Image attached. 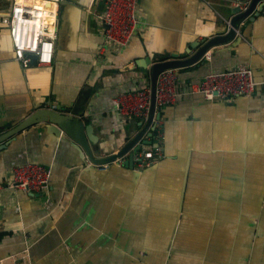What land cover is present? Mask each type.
<instances>
[{
	"label": "crops",
	"instance_id": "obj_1",
	"mask_svg": "<svg viewBox=\"0 0 264 264\" xmlns=\"http://www.w3.org/2000/svg\"><path fill=\"white\" fill-rule=\"evenodd\" d=\"M246 4L137 0L129 43L103 48L104 0H62L45 65L16 61L0 25V133L40 106H60L88 120L94 155L114 152L149 112L125 120L111 102L117 91L150 83V65L136 59L190 54L198 47L191 42L224 33L232 10ZM7 5L0 0V9ZM208 52L178 68L175 102L154 110L144 132L150 142L138 148L162 147L150 165L98 169L43 121L0 141V257L27 247L33 264H264V8ZM242 64L256 81L250 95L207 99L183 90L206 72ZM26 160L51 169L41 192L9 185L12 164Z\"/></svg>",
	"mask_w": 264,
	"mask_h": 264
},
{
	"label": "built area",
	"instance_id": "obj_2",
	"mask_svg": "<svg viewBox=\"0 0 264 264\" xmlns=\"http://www.w3.org/2000/svg\"><path fill=\"white\" fill-rule=\"evenodd\" d=\"M62 0H8V5L0 9V25H5L12 44L13 58L23 66H28L31 55L35 64L52 62L57 37V12ZM137 0H104L97 14L102 25L103 48H119L131 40L137 26ZM51 4V5H50ZM52 16L50 20H47ZM209 57L208 51L204 54ZM178 67L165 68L157 74L155 83V109L163 104L175 102L178 90L175 81ZM256 81L250 66L242 64L232 68L204 73L198 80L185 84L186 92L201 93L207 99H229L232 96L250 95ZM151 98L150 83L134 84L130 89L117 91L111 98L113 107L128 120L145 115ZM54 106V105H52ZM51 107V106H50ZM154 109V110H155ZM158 129V126H157ZM163 155L159 144L133 152L136 169L150 165ZM124 155L102 163H92L98 169H106L111 163H121ZM13 178L9 185L26 192H41L47 188L51 169L43 164L26 160L13 163ZM0 264H33L28 248L0 257Z\"/></svg>",
	"mask_w": 264,
	"mask_h": 264
},
{
	"label": "water",
	"instance_id": "obj_3",
	"mask_svg": "<svg viewBox=\"0 0 264 264\" xmlns=\"http://www.w3.org/2000/svg\"><path fill=\"white\" fill-rule=\"evenodd\" d=\"M247 2L246 6L240 10V7L234 8L232 10L233 15L230 17L228 22L226 23V31L220 34H214L208 37L202 43L196 41V43L191 42L190 47H198L190 54H187L183 57H180L178 53H171V57L166 59H156L154 61L151 60L148 56L138 57L136 59V63L139 66L147 67L150 65L149 69V78H150V89H151V98L149 104V112L146 118V121L142 127L139 129H134L129 139L117 150L107 155H94V153L90 149V145L88 143L86 132L91 127L89 125L88 120H83L80 117L79 112L74 109L65 110L64 107L56 106L55 108L40 106L34 111L28 113L21 121L15 124L13 127H10L3 132L0 133V141L4 140L6 137H9L13 133L21 130L25 126L32 124L36 121H43L48 123V129L53 133L63 132L68 137L76 141L81 149V152L84 153L91 163H102L105 161H109L113 159L116 155H126L124 164H133L132 154L139 147L140 144L150 142L144 136V132L146 128L150 125L151 120L153 119V113L155 109V83L157 74L165 68L169 67H182L192 64H200L204 59V54L206 51L210 50L213 46L218 44H222L225 42H229L235 36V33L238 30L239 24L241 20L248 17L253 19L255 15L259 14L264 8V0H244ZM189 48L186 49L189 52ZM35 55H31L30 64H35ZM153 127L156 130L155 124ZM152 129V128H151ZM150 134V132H149ZM4 145V144H3Z\"/></svg>",
	"mask_w": 264,
	"mask_h": 264
},
{
	"label": "bare ground",
	"instance_id": "obj_4",
	"mask_svg": "<svg viewBox=\"0 0 264 264\" xmlns=\"http://www.w3.org/2000/svg\"><path fill=\"white\" fill-rule=\"evenodd\" d=\"M51 5V4H50ZM52 18V16H49L47 20H50Z\"/></svg>",
	"mask_w": 264,
	"mask_h": 264
},
{
	"label": "rangeland",
	"instance_id": "obj_5",
	"mask_svg": "<svg viewBox=\"0 0 264 264\" xmlns=\"http://www.w3.org/2000/svg\"><path fill=\"white\" fill-rule=\"evenodd\" d=\"M49 107V106H48Z\"/></svg>",
	"mask_w": 264,
	"mask_h": 264
}]
</instances>
